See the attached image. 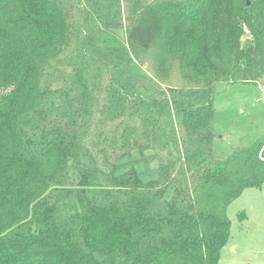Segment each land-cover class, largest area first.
Masks as SVG:
<instances>
[{"label":"trees","instance_id":"obj_1","mask_svg":"<svg viewBox=\"0 0 264 264\" xmlns=\"http://www.w3.org/2000/svg\"><path fill=\"white\" fill-rule=\"evenodd\" d=\"M263 78L264 0H0V264H219L264 136L218 155L215 95Z\"/></svg>","mask_w":264,"mask_h":264},{"label":"rangeland","instance_id":"obj_2","mask_svg":"<svg viewBox=\"0 0 264 264\" xmlns=\"http://www.w3.org/2000/svg\"><path fill=\"white\" fill-rule=\"evenodd\" d=\"M103 35L107 43H126L124 31ZM247 35L243 43L249 42ZM264 78L258 84H234L215 95V151L230 155L232 148L264 136ZM231 234L219 264H264V186L249 188L227 210Z\"/></svg>","mask_w":264,"mask_h":264},{"label":"built area","instance_id":"obj_3","mask_svg":"<svg viewBox=\"0 0 264 264\" xmlns=\"http://www.w3.org/2000/svg\"><path fill=\"white\" fill-rule=\"evenodd\" d=\"M262 93H263V95H264V87H263Z\"/></svg>","mask_w":264,"mask_h":264},{"label":"water","instance_id":"obj_4","mask_svg":"<svg viewBox=\"0 0 264 264\" xmlns=\"http://www.w3.org/2000/svg\"><path fill=\"white\" fill-rule=\"evenodd\" d=\"M248 5H250V3L248 2Z\"/></svg>","mask_w":264,"mask_h":264}]
</instances>
